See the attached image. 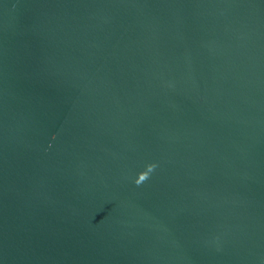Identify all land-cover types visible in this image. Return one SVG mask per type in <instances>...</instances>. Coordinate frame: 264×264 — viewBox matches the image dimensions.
Listing matches in <instances>:
<instances>
[{
	"label": "water",
	"instance_id": "obj_1",
	"mask_svg": "<svg viewBox=\"0 0 264 264\" xmlns=\"http://www.w3.org/2000/svg\"><path fill=\"white\" fill-rule=\"evenodd\" d=\"M0 264H264V0H0Z\"/></svg>",
	"mask_w": 264,
	"mask_h": 264
},
{
	"label": "clouds",
	"instance_id": "obj_2",
	"mask_svg": "<svg viewBox=\"0 0 264 264\" xmlns=\"http://www.w3.org/2000/svg\"><path fill=\"white\" fill-rule=\"evenodd\" d=\"M155 167V164L147 165L146 170L138 174V178L135 180V183L140 185L142 182L147 180L149 178V174L154 170Z\"/></svg>",
	"mask_w": 264,
	"mask_h": 264
}]
</instances>
